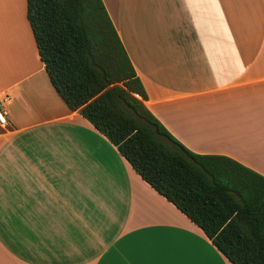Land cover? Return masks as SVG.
I'll return each instance as SVG.
<instances>
[{"label":"crops","instance_id":"0c3cea01","mask_svg":"<svg viewBox=\"0 0 264 264\" xmlns=\"http://www.w3.org/2000/svg\"><path fill=\"white\" fill-rule=\"evenodd\" d=\"M150 112L264 176V0H102ZM0 264H231L55 91L0 0Z\"/></svg>","mask_w":264,"mask_h":264},{"label":"trees","instance_id":"16d2710c","mask_svg":"<svg viewBox=\"0 0 264 264\" xmlns=\"http://www.w3.org/2000/svg\"><path fill=\"white\" fill-rule=\"evenodd\" d=\"M39 58L57 94L135 172L198 226L231 264H264V176L199 154L150 112L102 0H26Z\"/></svg>","mask_w":264,"mask_h":264},{"label":"built area","instance_id":"2783aa9c","mask_svg":"<svg viewBox=\"0 0 264 264\" xmlns=\"http://www.w3.org/2000/svg\"><path fill=\"white\" fill-rule=\"evenodd\" d=\"M8 99V95L0 97V127H4L8 123V111L4 105V101Z\"/></svg>","mask_w":264,"mask_h":264}]
</instances>
